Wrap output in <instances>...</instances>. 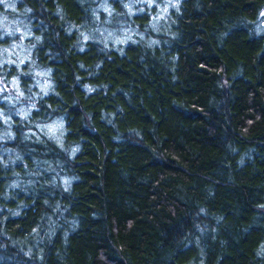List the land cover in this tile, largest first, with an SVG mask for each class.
Instances as JSON below:
<instances>
[{"label": "trees", "instance_id": "obj_1", "mask_svg": "<svg viewBox=\"0 0 264 264\" xmlns=\"http://www.w3.org/2000/svg\"><path fill=\"white\" fill-rule=\"evenodd\" d=\"M162 1L0 3V264H264V0Z\"/></svg>", "mask_w": 264, "mask_h": 264}, {"label": "rangeland", "instance_id": "obj_2", "mask_svg": "<svg viewBox=\"0 0 264 264\" xmlns=\"http://www.w3.org/2000/svg\"><path fill=\"white\" fill-rule=\"evenodd\" d=\"M147 0H128L124 3V9L118 14L113 16L116 11L115 5L110 0H94V11H95V28L97 34H104L103 40L118 41L120 39L127 41L133 37L134 32L137 30L132 23L133 14L141 13V7L139 3ZM174 0H163L158 6L157 20L159 21L168 10V6L172 5ZM131 13V19H128L126 14ZM112 17H115V21L112 22ZM111 25L109 27V24ZM112 29L104 32L105 29ZM108 30V29H107Z\"/></svg>", "mask_w": 264, "mask_h": 264}, {"label": "snow or ice", "instance_id": "obj_3", "mask_svg": "<svg viewBox=\"0 0 264 264\" xmlns=\"http://www.w3.org/2000/svg\"><path fill=\"white\" fill-rule=\"evenodd\" d=\"M0 3H3V0H0Z\"/></svg>", "mask_w": 264, "mask_h": 264}]
</instances>
